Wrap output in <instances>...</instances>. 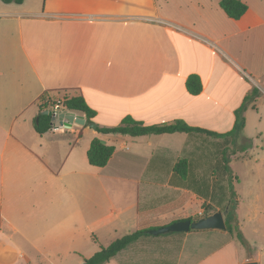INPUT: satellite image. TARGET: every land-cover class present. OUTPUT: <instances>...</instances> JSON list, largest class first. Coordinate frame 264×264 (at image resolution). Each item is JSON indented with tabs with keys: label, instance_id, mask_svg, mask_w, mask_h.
I'll return each mask as SVG.
<instances>
[{
	"label": "crops",
	"instance_id": "1",
	"mask_svg": "<svg viewBox=\"0 0 264 264\" xmlns=\"http://www.w3.org/2000/svg\"><path fill=\"white\" fill-rule=\"evenodd\" d=\"M241 1L247 10L232 19L219 0H0V264H63L61 256L81 252L91 225L95 231L114 222L125 235L194 218L145 225L170 213L171 188L206 199L212 187H203L208 177L196 170L218 169L211 146L222 138L178 131L133 137L89 125L39 134L33 123L41 96L63 92L84 97L96 127L130 116L146 125L183 120L229 131L246 94L264 88V0ZM190 74L201 79L197 95L186 89ZM94 137L114 146L103 167L87 159ZM181 159L192 170L190 184L172 172L183 169L176 167ZM90 167L98 169L96 181ZM122 189L133 199L116 200L108 216L89 195L117 197ZM150 235L182 238L177 260L160 264L258 260L241 257L226 229ZM132 245L106 264H118Z\"/></svg>",
	"mask_w": 264,
	"mask_h": 264
},
{
	"label": "rangeland",
	"instance_id": "2",
	"mask_svg": "<svg viewBox=\"0 0 264 264\" xmlns=\"http://www.w3.org/2000/svg\"><path fill=\"white\" fill-rule=\"evenodd\" d=\"M261 89L262 92L258 94L255 102L251 101L252 104L247 105L242 114L245 119L243 130L237 134L234 143L227 140L225 156L228 159L230 176H225L222 160L220 161L221 146H224L226 140L219 139L211 146L216 148L219 156L218 169L196 170V173L202 174V177H208L212 187L208 196L205 197L206 199L200 198L188 190L171 188L166 202L170 206V213L167 217L162 220L158 219L154 223L145 222L146 226L162 225L161 222H166L171 218L202 216L217 210H224L228 197L233 199L234 203H238L236 206L238 211L235 213L233 224L238 231L244 232L243 235L246 238L244 241H240L235 234H231L238 244L240 256L253 255L259 260H256L258 264H264V88L261 87ZM65 94L63 92L52 93L49 99L50 103H61ZM245 141H250L251 146L243 151L237 150L236 148L244 145ZM230 153L232 156L229 158L228 154ZM90 168L89 179L92 182L95 180V175L98 174V169ZM106 183L112 188L113 184L110 180L106 179ZM89 195L90 199L100 206L101 213L107 216L111 215L109 208L114 207L113 204L116 203V200L123 201L124 204L133 199V192L131 193L129 189H122L117 197L115 191H111L109 196L100 198L94 196L92 192ZM95 210H97V206ZM199 210L200 212H198ZM90 215H94L92 210ZM116 225L117 223L112 222L105 229L95 231L92 230L94 226L91 225V231L85 237L81 252L77 255L65 254L61 256L63 264H81L85 258H89L98 251L100 246H107L116 237L118 238L117 235L123 236L126 233L125 228L123 230ZM181 239L174 235L159 238L145 237L121 253L117 257L118 264H160L167 258L177 260Z\"/></svg>",
	"mask_w": 264,
	"mask_h": 264
},
{
	"label": "trees",
	"instance_id": "3",
	"mask_svg": "<svg viewBox=\"0 0 264 264\" xmlns=\"http://www.w3.org/2000/svg\"><path fill=\"white\" fill-rule=\"evenodd\" d=\"M3 3H16L20 4L24 0H1ZM219 5L225 14L232 19H239L247 10V4L241 0H219ZM186 89L192 95H197L202 90L201 79L197 74L188 75L186 82ZM259 90L257 87H253L252 90L246 94L243 99L242 104L234 110V124L233 127L227 132H215L212 130H207L200 127L190 126L185 123L183 120H175L170 123L164 124H151L146 125L141 121L135 120L130 116L124 117L118 125L111 127H96V130L104 134H122L130 135L133 137L147 135V134H162V133H172V132H186L188 134L193 132L204 133L208 136H213L216 138H222L226 140L224 146H221V158L220 161L224 163V172L229 173L228 159H226V147L227 140L234 143L235 137L239 134L245 125V119L243 117V112L246 109L247 105L254 100L255 96L258 94ZM43 94L41 96V101L39 103V112L33 123L34 129L37 133L43 134L51 128V117L49 115L43 114L42 111L46 110L54 105L50 103V97ZM63 108L73 111L79 114H83L86 120L85 126H88L93 122L95 116V111L87 104L84 97L81 95H65L61 102ZM251 146L250 141H245V144L236 148L237 150H245ZM236 150V151H237ZM114 152L113 145H107L103 143L97 137H94L90 146L87 150V159L88 162L97 167H103L107 164L110 157ZM234 153V152H232ZM187 160L181 159L177 162L176 167H183L182 170H172L175 176L180 179V182L183 184H190L193 181L192 170H186ZM209 181L203 182L204 188H209ZM231 185V184H230ZM208 190V189H207ZM233 192V191H232ZM204 194V190L202 192ZM234 193V192H233ZM228 205L227 213L225 214V224L226 231L230 234H235L236 238L240 241H244L243 235L236 226L233 224L235 217V209L237 203H234L233 199L227 198ZM151 228H139L133 232L127 233L121 237L114 239L107 246H101L98 251H96L89 258H85L81 264H106L117 255L120 251L137 242L143 237L151 236L148 233V230ZM177 232H169L167 234H174Z\"/></svg>",
	"mask_w": 264,
	"mask_h": 264
},
{
	"label": "water",
	"instance_id": "4",
	"mask_svg": "<svg viewBox=\"0 0 264 264\" xmlns=\"http://www.w3.org/2000/svg\"><path fill=\"white\" fill-rule=\"evenodd\" d=\"M42 113L51 117V126H62L65 128H70L72 125L83 126L86 123L84 115L77 114L67 109H61L57 111L46 109L43 110ZM89 126L96 129L95 122L90 123ZM226 213L227 208L224 211L217 210L208 215L197 216L187 220H179L165 226L149 229L148 233L152 235H160L169 232H187L189 230H225L226 224L224 216ZM244 264H258V262L247 261Z\"/></svg>",
	"mask_w": 264,
	"mask_h": 264
},
{
	"label": "built area",
	"instance_id": "5",
	"mask_svg": "<svg viewBox=\"0 0 264 264\" xmlns=\"http://www.w3.org/2000/svg\"><path fill=\"white\" fill-rule=\"evenodd\" d=\"M61 109H63L61 103H55V104L51 107V110H55V111H57V110H61Z\"/></svg>",
	"mask_w": 264,
	"mask_h": 264
}]
</instances>
